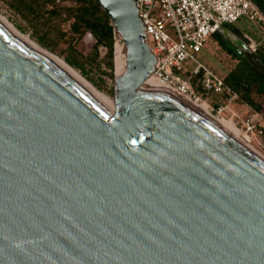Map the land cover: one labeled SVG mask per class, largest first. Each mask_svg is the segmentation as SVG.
<instances>
[{
	"label": "water",
	"instance_id": "obj_1",
	"mask_svg": "<svg viewBox=\"0 0 264 264\" xmlns=\"http://www.w3.org/2000/svg\"><path fill=\"white\" fill-rule=\"evenodd\" d=\"M98 2L126 53L115 110L0 18V264H264V157L144 83L159 60L136 1Z\"/></svg>",
	"mask_w": 264,
	"mask_h": 264
},
{
	"label": "built area",
	"instance_id": "obj_2",
	"mask_svg": "<svg viewBox=\"0 0 264 264\" xmlns=\"http://www.w3.org/2000/svg\"><path fill=\"white\" fill-rule=\"evenodd\" d=\"M135 1L145 25V40L159 60L151 76L195 100L221 94L225 89L224 76L201 59L223 25L245 19L264 35V14L252 0ZM259 43L258 39L249 38L250 51L256 52ZM194 76H200L201 92L193 88ZM262 116L253 112L244 120L246 133L260 134L257 122Z\"/></svg>",
	"mask_w": 264,
	"mask_h": 264
},
{
	"label": "rangeland",
	"instance_id": "obj_3",
	"mask_svg": "<svg viewBox=\"0 0 264 264\" xmlns=\"http://www.w3.org/2000/svg\"><path fill=\"white\" fill-rule=\"evenodd\" d=\"M63 4L70 5L69 2ZM0 14L10 20L24 34L30 36L44 48L50 50L68 63L69 60L76 63V66H71L76 68L84 78L106 94L110 99L114 100V82L117 74L115 59L117 55L116 43L114 69L111 70L104 60V56L107 52L106 48L100 47V55L98 57L95 55L93 48L96 40L91 34H86L81 40L75 41L68 24H60L55 19L42 17V14L30 15L24 13L22 10L14 7L12 0H0ZM236 25L242 29H246L248 23L245 19H242L237 22ZM245 31L259 40L260 50L261 44L264 45V35L260 34L256 28L249 27ZM201 57L203 61L221 75L227 74L237 64V60L220 44L213 40L208 43ZM191 81L193 88L201 92L200 76L192 77ZM258 98L262 100L260 96ZM200 101L206 102L211 112L218 118L228 119L234 123L243 139L264 155L263 137L258 133H246L244 130V120L255 110L240 102L237 97L228 94L220 97L203 95ZM227 105L228 107H226ZM222 106L226 108H222ZM260 123L264 126V119H262Z\"/></svg>",
	"mask_w": 264,
	"mask_h": 264
},
{
	"label": "trees",
	"instance_id": "obj_4",
	"mask_svg": "<svg viewBox=\"0 0 264 264\" xmlns=\"http://www.w3.org/2000/svg\"><path fill=\"white\" fill-rule=\"evenodd\" d=\"M252 1L264 14V0ZM65 2H69L70 5L63 4ZM12 4L24 13L42 14V17L55 19L60 24H68L75 41L81 40L86 34H91L96 40L93 48L95 55L97 57L100 55V47L106 48L104 60L111 70L114 69L116 34L110 17L98 0H12ZM225 25L234 28L238 33L241 32L234 26L235 24ZM212 40L234 57L237 64L223 75L224 91L221 94H211L210 96L236 95L240 102L255 110L254 112L262 113L263 116L257 122V126L264 139V126L260 123L264 119V45L261 44L260 50L250 52L248 54L250 61H248L239 58L226 45L219 32L213 36ZM69 63L76 66L73 61L69 60ZM259 96L262 100L258 98Z\"/></svg>",
	"mask_w": 264,
	"mask_h": 264
},
{
	"label": "bare ground",
	"instance_id": "obj_5",
	"mask_svg": "<svg viewBox=\"0 0 264 264\" xmlns=\"http://www.w3.org/2000/svg\"><path fill=\"white\" fill-rule=\"evenodd\" d=\"M0 18L5 21L11 28H13L17 33H19L21 36H23L26 40H28L31 44H33L34 46H36L37 48L41 49L42 51H44L45 53L49 54L50 56L54 57L57 61H59L62 65H64L67 69H69L72 73H74L77 77H79L80 79H82L90 88H92L100 97H102L108 104H110L112 107H114L115 110V98L114 100L110 99L106 94H104L102 91H100L96 86H94L91 82H89L86 78H84L80 72H78L76 70V68H74L73 66H71V64H69L68 62H66L65 60H63L62 58H60L58 55L54 54L53 52H51L50 50L44 48L42 45H40L38 42H36L34 39H32L30 36L24 34L19 28H17L10 20H8L6 17H4L2 14H0ZM117 38V44H116V69H117V75L120 76L122 75L126 68H127V60H126V53H125V47L123 44V40L121 38V36L119 34L116 35ZM151 80L153 82H156L158 84L164 85L162 84L160 81H158L157 79L153 78L151 75L147 78V80L144 82L146 83L147 81ZM143 83V84H144ZM167 86V85H164ZM168 87V86H167ZM170 88V87H169ZM189 100H191L193 103H195L196 105H198L200 108H202L208 115H210L212 118H214L215 120H217L219 123H221L222 125H224L226 128H228L232 133H234L236 136H238L240 139H242L245 143H247L243 137L240 135L239 131L237 130V126L232 123L231 121H229L228 119H222V118H218L217 116H215L210 108L209 105L206 102H201L199 100H195L193 98H189L186 97ZM248 144V143H247ZM249 146H251L255 151H257L260 155H262L264 157V155L262 153H260L258 150H256V148H254L252 145L248 144Z\"/></svg>",
	"mask_w": 264,
	"mask_h": 264
},
{
	"label": "flooded vegetation",
	"instance_id": "obj_6",
	"mask_svg": "<svg viewBox=\"0 0 264 264\" xmlns=\"http://www.w3.org/2000/svg\"><path fill=\"white\" fill-rule=\"evenodd\" d=\"M248 28V27H247ZM246 28V29H247ZM230 29L232 30V35L233 36H238V37H240V38H242L246 43H247V45L249 44V38H255L252 34H250V33H248L247 31H245V30H242L241 32H237L234 28H231L230 27ZM220 33V35H221V37H222V39H223V41L225 42V40H224V37H226L223 33H221V32H219ZM256 39V38H255ZM226 43V42H225ZM227 45V44H226Z\"/></svg>",
	"mask_w": 264,
	"mask_h": 264
},
{
	"label": "crops",
	"instance_id": "obj_7",
	"mask_svg": "<svg viewBox=\"0 0 264 264\" xmlns=\"http://www.w3.org/2000/svg\"><path fill=\"white\" fill-rule=\"evenodd\" d=\"M247 23H248V22H247ZM234 26L237 27V28H239L241 31H242V30H245V29H242V28L238 27L236 24H235ZM247 27H248V28H249V27L253 28V27L251 26V24H249V23H248V26H247Z\"/></svg>",
	"mask_w": 264,
	"mask_h": 264
}]
</instances>
